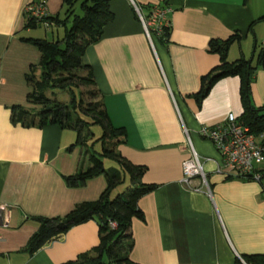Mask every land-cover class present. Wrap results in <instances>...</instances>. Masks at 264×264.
Listing matches in <instances>:
<instances>
[{"label":"crops","instance_id":"1","mask_svg":"<svg viewBox=\"0 0 264 264\" xmlns=\"http://www.w3.org/2000/svg\"><path fill=\"white\" fill-rule=\"evenodd\" d=\"M32 1L0 0V264H66L95 255L97 222L75 226L28 255L24 250L39 226L35 219L62 218L82 203L97 201L106 181L99 176L67 186L64 178L90 166L81 147L69 150L75 133L10 121L11 107H28L25 76L40 59L35 47L20 41L41 39L37 29H24V9ZM132 1L144 13L153 6L169 10L168 39L148 42L130 0H108L113 20L80 59L92 70L111 123L126 130L117 150L131 164L146 167L142 183L157 186L138 201L144 220L131 221L130 260L234 264L243 255H264L261 185L215 173L221 158L198 135L201 127L221 124L230 113L239 119V79L218 81L200 108L193 98L201 77L219 64V57L208 53L211 40L241 37L228 50L229 63L248 60L264 46V22L254 23L264 16V0ZM44 3L48 17L64 18L63 0ZM57 28L62 27L50 32ZM250 91L252 105L264 106L263 70H257ZM187 141L202 161L209 160L204 164L208 190L199 177L182 182V163L190 157Z\"/></svg>","mask_w":264,"mask_h":264},{"label":"trees","instance_id":"2","mask_svg":"<svg viewBox=\"0 0 264 264\" xmlns=\"http://www.w3.org/2000/svg\"><path fill=\"white\" fill-rule=\"evenodd\" d=\"M62 5L65 9L64 18L45 17L37 21L24 14V29L34 30L47 22L62 27L63 36L54 41L20 39L35 47L40 59L36 66H30L25 76L30 89L26 96L28 107H11L10 121L23 128L53 125L74 132L76 140L69 150L75 146L81 147L83 157L90 166L85 169L81 167L73 176L64 178L67 186L79 187L88 180L103 176L106 189L97 201L82 203L62 218L35 219L39 224L38 229L24 251L32 255L71 228L95 220L99 233V245L93 250L95 255L84 254L77 261L66 264H136L129 258L133 247L130 224L134 218L144 220L138 201L157 186L142 183L146 167L131 164L117 150L125 142L126 130L114 127L111 123L103 102L98 98L92 70L80 61L86 49L100 40L103 28L112 22L113 14L108 8V0H63ZM145 11L149 12L150 7L145 8ZM259 22H264V16L254 23ZM253 24L250 25V32H253ZM169 29L164 28L160 35L153 33V36L168 39ZM240 40L239 35H232L225 41L209 42L208 53L217 55L219 64L201 77L199 90L193 98L200 108L218 81L237 77L242 108L239 120L249 127L251 133L258 134L264 128V106L256 108L252 105L250 87L257 70L264 71V46L248 60L240 58L229 63L228 50L234 42L239 43ZM80 86L89 89L86 97L78 92ZM60 95H67L68 102L62 101ZM92 126L101 129L99 138L94 139L90 133ZM97 144H100L99 152L95 150ZM104 160L114 162L116 167L105 168ZM257 172L261 174L259 184L264 191V169ZM125 177L129 181L125 191L112 196L113 191L125 182ZM226 179L252 180L250 176ZM112 223L114 228L111 227ZM241 259L244 263L236 258L234 264H264L262 254L243 255Z\"/></svg>","mask_w":264,"mask_h":264},{"label":"built area","instance_id":"3","mask_svg":"<svg viewBox=\"0 0 264 264\" xmlns=\"http://www.w3.org/2000/svg\"><path fill=\"white\" fill-rule=\"evenodd\" d=\"M130 3L148 42L151 43L153 33L160 35L164 28H170V22L166 18L168 9L153 6L148 13H144L142 7L132 0ZM24 14L27 18L37 21L48 17L44 0H33L25 7ZM43 26L50 29L53 24L44 22ZM198 135L201 139L209 141L221 158L220 164L214 168L215 173L232 179L250 176L253 181L259 183L261 174L257 172V167L264 162V128L260 133L253 134L249 127L230 113L221 124L201 127ZM189 153V159L182 163V182L188 184L191 179L199 177L202 185L208 190L204 164L209 160L202 161L191 146ZM114 226L112 223L111 227ZM241 262L243 263L242 260Z\"/></svg>","mask_w":264,"mask_h":264},{"label":"rangeland","instance_id":"4","mask_svg":"<svg viewBox=\"0 0 264 264\" xmlns=\"http://www.w3.org/2000/svg\"><path fill=\"white\" fill-rule=\"evenodd\" d=\"M56 30H57V32H56ZM56 30H53L52 32H50V29H46L44 26H41V27L37 28V34L41 39H45L47 41H54L56 39H60L62 37V34H63L62 28H57ZM152 38H154V36H152ZM88 90L89 89L86 87H81V86L78 87V92L83 93V95L85 97H86V92ZM59 98L64 102H68V96L67 95H60ZM89 131L91 134H93L94 139L99 138L101 135V129L98 126L90 127ZM204 141H207V140H204ZM207 142H209V141H207ZM188 145H189V143H188ZM99 146H100V144H97V146L95 147L96 152H99ZM189 147H190V145H189ZM103 165L105 168L116 167L115 163L112 161H109V160H104ZM262 167H264V163H263ZM124 180H125V182L123 184H121L120 186H118V188L115 190L114 195H116L117 193L121 194L122 192L125 191V189L129 185V181H128L127 177H125Z\"/></svg>","mask_w":264,"mask_h":264}]
</instances>
